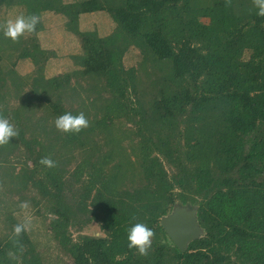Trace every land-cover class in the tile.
Segmentation results:
<instances>
[{
	"label": "trees",
	"instance_id": "16d2710c",
	"mask_svg": "<svg viewBox=\"0 0 264 264\" xmlns=\"http://www.w3.org/2000/svg\"><path fill=\"white\" fill-rule=\"evenodd\" d=\"M1 4L65 15L81 52L77 69L45 77L41 23L16 41L0 28V115L18 132L0 145V264H41L27 231L13 233L23 201L51 216L73 264H264V16L253 0ZM96 10L113 29L80 32L79 14ZM131 46L141 58L125 68ZM20 58L35 65L27 76ZM65 111L83 112L88 126L56 129ZM119 119L131 155L115 159ZM175 204L195 207L201 228L184 252L159 223ZM92 221L103 236L72 240L70 227ZM135 222L154 232L147 255L128 247Z\"/></svg>",
	"mask_w": 264,
	"mask_h": 264
},
{
	"label": "rangeland",
	"instance_id": "374dc122",
	"mask_svg": "<svg viewBox=\"0 0 264 264\" xmlns=\"http://www.w3.org/2000/svg\"><path fill=\"white\" fill-rule=\"evenodd\" d=\"M64 3L79 2L82 0H62ZM18 6L7 7L1 4L0 19L4 23L9 18H14L18 12ZM41 27L36 33L39 47L45 50L48 54L44 65L45 77H51L57 74L69 73L78 67L73 59L74 55L81 52L79 36L70 31L66 24V17L61 13H56L51 10H43L39 13ZM207 21L206 18H202ZM115 23L111 16L104 10H96L92 12L81 13L78 16L77 28L80 32L95 31L99 36L108 34L114 27ZM139 50L133 46L129 47L123 56L122 63L125 68L133 66L138 67L140 61ZM16 71L27 76L35 69V65L29 59H17L15 64ZM91 109V108H90ZM92 111V109H91ZM127 127L121 119L115 120L114 130L116 135L120 136L121 140L116 145L115 159H120V155L124 152L130 153L127 134H122L124 128ZM80 153V152H79ZM79 153L75 155L76 162L80 158ZM75 162H73V165ZM72 167V165H70ZM18 169V167H17ZM27 209L20 208L13 212V216L20 223L26 216L31 218V226L27 230L30 241L34 249L39 254L41 264H73V259L70 254L59 244L53 232L49 227L51 216L46 215L44 210H36V206H32V202H28ZM183 205L175 204V207ZM189 209L193 207L185 206ZM3 226L0 222V234L3 231ZM69 234L72 240H77L79 234H89L95 236H103L104 231L100 229L99 224L95 221L83 225L79 230L74 227L69 228Z\"/></svg>",
	"mask_w": 264,
	"mask_h": 264
},
{
	"label": "clouds",
	"instance_id": "9594fccd",
	"mask_svg": "<svg viewBox=\"0 0 264 264\" xmlns=\"http://www.w3.org/2000/svg\"><path fill=\"white\" fill-rule=\"evenodd\" d=\"M256 14L264 16V0H253ZM40 22V16L35 13H20L14 18L7 19L2 28L3 36L16 41L25 33H32L36 30L37 24ZM88 120L83 112L73 114L71 111H65L55 118L54 126L56 129L63 132L78 133L81 129L88 126ZM18 135L16 128L9 120L0 115V145L10 143V138H15ZM40 163L46 167H54L55 162L44 157ZM20 208L27 209L29 204L27 201L20 203ZM31 226V218L26 216L24 220L17 223L13 227V233L19 236ZM154 236L153 230L148 227L144 222L132 223L126 230V240L129 248H135L140 255H147L148 249L152 244V237Z\"/></svg>",
	"mask_w": 264,
	"mask_h": 264
},
{
	"label": "water",
	"instance_id": "95a60500",
	"mask_svg": "<svg viewBox=\"0 0 264 264\" xmlns=\"http://www.w3.org/2000/svg\"><path fill=\"white\" fill-rule=\"evenodd\" d=\"M170 240L184 252L188 242L199 237L201 228L196 219V208L185 206L173 207L171 212L162 216L159 221Z\"/></svg>",
	"mask_w": 264,
	"mask_h": 264
}]
</instances>
